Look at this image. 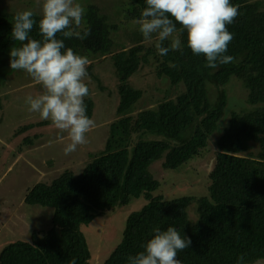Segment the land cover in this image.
I'll return each instance as SVG.
<instances>
[{
    "label": "trees",
    "instance_id": "obj_1",
    "mask_svg": "<svg viewBox=\"0 0 264 264\" xmlns=\"http://www.w3.org/2000/svg\"><path fill=\"white\" fill-rule=\"evenodd\" d=\"M130 2L127 18L137 20L146 0ZM230 3L239 5L240 14L226 26L234 36L226 52L234 57L229 64L205 67L206 58L193 55L187 47L186 32H178L182 49L170 50L167 55L158 54L155 41L147 45L143 40L113 52L120 79L119 102L104 149L81 172L64 168L50 182L39 181L28 190L26 203L54 209L52 226L46 232H33L28 241L6 245L0 264H70L73 258L76 264H90L82 226L142 196L148 203L129 215L121 243L103 264H127L128 256L143 250L142 245L154 235L153 229L165 231L169 226L191 238L190 248L177 253L182 264H237L240 255L245 257L244 264L264 259V106H260L264 103V8L261 0ZM85 10L79 30L90 28L91 34L84 40L66 39L65 46L88 57L90 71L93 58L112 53L111 35L119 25L109 23L95 4ZM16 13L0 9V85L14 72L9 64L11 47L20 46L11 38ZM33 13L37 25L30 37L41 39L40 14ZM170 43L171 39L163 46L170 47ZM153 64L156 74L169 80L166 94L156 108L135 113L144 92L134 88L130 78ZM232 77L247 88V102L253 107L232 110L222 128L229 102L225 85ZM174 92L177 95L172 98ZM90 93L89 88L85 105L92 118L95 103ZM33 127L29 124L22 131ZM25 140L33 142L29 137ZM211 143L215 156L208 174L209 196L170 200L153 196L160 185L150 171L156 161L166 169H177L203 158ZM191 205L195 220L188 214Z\"/></svg>",
    "mask_w": 264,
    "mask_h": 264
},
{
    "label": "rangeland",
    "instance_id": "obj_2",
    "mask_svg": "<svg viewBox=\"0 0 264 264\" xmlns=\"http://www.w3.org/2000/svg\"><path fill=\"white\" fill-rule=\"evenodd\" d=\"M42 2L43 0H0V9L17 12L31 10L41 14ZM74 2L85 9L90 4L99 6L100 13L108 16L109 23L119 25L112 31V53L93 58V66L90 71L87 70L88 76L84 80L95 103L91 118L94 120V127L86 133L85 144L65 155L64 148L71 142L67 133L55 129L50 121L41 120L38 113L30 112L26 103L27 97L35 98L42 93V86L35 84L22 70L14 71L3 79L0 85V254L9 243L28 241L33 232H46L52 226L54 209L26 203L28 190L39 181L50 182L64 168L81 172L93 156L104 149L109 125L116 119L115 111L119 102L120 79L114 66L113 52L130 48L140 40L147 45L152 43L143 38L139 25L134 23L135 19L127 18L132 7L130 0ZM261 2L264 8V0ZM130 84L144 92L136 104V113L156 108L158 101L166 94L169 80L167 77H159L156 65L153 64L145 65L134 74L130 78ZM225 87L229 102L221 121L222 128L228 124L232 110L253 107L247 102L248 90L241 80L232 77ZM183 90L184 85L181 84L180 91ZM176 95L174 92L171 96L173 98ZM260 106H264V103ZM29 124L35 127L22 131ZM27 137L33 142L25 140ZM217 137H214V141ZM213 144H210V152L203 158L190 161L177 169H166L161 161H156L150 171L160 185L153 191V196H162L165 200L183 196H209L208 174L214 165L215 156ZM147 203L143 196L136 198L127 205H119L96 216L89 224L82 226L91 252L90 264L105 262L121 243L129 215L141 210ZM188 214L190 219H196L194 205L188 207ZM254 264H264V259Z\"/></svg>",
    "mask_w": 264,
    "mask_h": 264
},
{
    "label": "clouds",
    "instance_id": "obj_3",
    "mask_svg": "<svg viewBox=\"0 0 264 264\" xmlns=\"http://www.w3.org/2000/svg\"><path fill=\"white\" fill-rule=\"evenodd\" d=\"M146 5L134 23L139 25L146 41L152 42L155 36L159 55L181 50L178 32H186L187 47L193 55L206 58L205 67L216 69L234 61L233 56L226 55L234 38L226 26L240 14L239 5L230 0H146ZM85 13V8L74 0H43L38 21L41 39L30 37L37 25L33 11L18 12L12 19L11 38L20 46L10 49V68L26 72L35 84L42 86V93L27 97L26 103L30 112L38 113L41 120L50 121L55 129L67 133L71 142L64 148L65 155L85 144L86 133L94 127L85 105L89 96L84 82L89 59L65 46L66 39L84 40L91 34L90 28L79 30ZM169 39L170 47H164ZM153 232L142 251L128 256L127 264H182L177 253L190 248L191 238L181 236L172 226L165 231L155 228ZM244 259L240 255L237 264H244ZM70 264H76V259Z\"/></svg>",
    "mask_w": 264,
    "mask_h": 264
}]
</instances>
